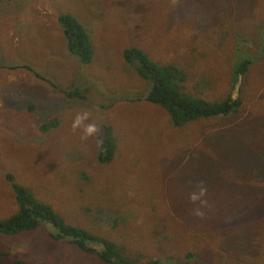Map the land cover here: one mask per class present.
<instances>
[{
    "label": "rangeland",
    "instance_id": "obj_1",
    "mask_svg": "<svg viewBox=\"0 0 264 264\" xmlns=\"http://www.w3.org/2000/svg\"><path fill=\"white\" fill-rule=\"evenodd\" d=\"M62 14L87 33L86 65L66 52ZM263 26L264 0H0V219L16 211L8 173L64 224L123 248L131 263L264 264ZM127 47L178 62L183 93L239 97L238 112L171 128L145 103L148 87L122 60ZM240 58L251 65L230 91ZM74 91L80 97L65 95ZM80 110L92 113L100 139L110 128L108 163L71 130ZM201 182L203 206L189 201ZM49 230L0 235V264H104Z\"/></svg>",
    "mask_w": 264,
    "mask_h": 264
},
{
    "label": "trees",
    "instance_id": "obj_2",
    "mask_svg": "<svg viewBox=\"0 0 264 264\" xmlns=\"http://www.w3.org/2000/svg\"><path fill=\"white\" fill-rule=\"evenodd\" d=\"M56 23L61 29L66 52L80 64H88L91 61L93 52L87 33L81 24L72 16L66 14L58 15ZM183 53L185 54L186 51ZM122 60L133 68L138 78L148 87L144 97L145 103L163 110L167 115L170 127L173 129H180L187 123L198 120L206 121L233 116L239 110L241 105L239 97L232 98L231 95H227L221 101L210 102L183 93L182 88L186 73L179 67V63L174 60L168 59L167 63H159L140 47L125 48L122 51ZM250 65L251 60L249 58H240L234 63L230 73H228L230 75V91L239 87V78L244 75ZM26 68L27 70L31 69L29 65ZM207 83L208 86H211V79ZM65 95L80 97L76 91ZM28 109H31V107L28 106ZM47 126H50V124ZM47 126H41L42 131H45ZM101 139L103 143L96 155V161L99 164L108 163L112 159L115 149L114 138L109 127H103ZM258 172L261 173V171ZM1 176L3 177V175ZM4 178L9 183L12 191L16 211L10 216L0 219V235L13 236L47 224L50 227L49 237L52 241H65L72 245L80 255H96L104 264H134L123 255V248H116L113 243L102 237L90 235L83 229L64 224L63 220L49 206L34 199L30 191L14 182L10 174H4ZM216 192L211 194L214 200L219 199ZM241 212H239L240 223L245 221L244 219L241 220ZM14 264L26 263L14 261ZM147 264L156 263L153 261Z\"/></svg>",
    "mask_w": 264,
    "mask_h": 264
},
{
    "label": "clouds",
    "instance_id": "obj_3",
    "mask_svg": "<svg viewBox=\"0 0 264 264\" xmlns=\"http://www.w3.org/2000/svg\"><path fill=\"white\" fill-rule=\"evenodd\" d=\"M91 116L92 113L88 110L77 111L71 122V130L73 132L79 130L82 142L93 139L97 147H101L103 143L102 139H100L101 128L95 120H90ZM196 189L189 195V201L193 204L199 202L200 206H203L206 201L202 198L206 195L207 189L202 182L196 186ZM193 213L198 217L203 216L199 208H194Z\"/></svg>",
    "mask_w": 264,
    "mask_h": 264
}]
</instances>
